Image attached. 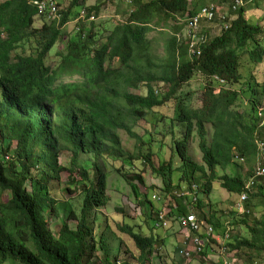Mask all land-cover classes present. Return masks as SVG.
<instances>
[{
  "label": "trees",
  "instance_id": "trees-1",
  "mask_svg": "<svg viewBox=\"0 0 264 264\" xmlns=\"http://www.w3.org/2000/svg\"><path fill=\"white\" fill-rule=\"evenodd\" d=\"M30 1L0 3V264H91L98 250H106L105 240L94 231L98 220L94 210L107 203V175L96 160L126 156L118 131L136 138L133 127L170 104L172 130L175 123L184 126V137L173 143L181 161L180 185L177 189L172 185V161L155 165L152 152L140 153L135 160L129 157V166L136 161L152 166L162 177L160 195L172 196L177 205L172 212L177 217L186 214L177 194L195 192L197 200L192 206L198 218L213 226L217 235L224 228L221 237L229 229V252L236 251L247 264H253L256 257L264 260V214L255 217L253 208L264 206V175L254 181L250 192L244 188L245 180L254 176L252 168L245 176H218V169L233 163L241 166L235 157L243 158L245 164L256 159V139L264 134V116H258L257 107L260 87H264L258 80L264 74V20L254 23L248 15L252 8L262 10L263 0H123L126 17L104 37L106 27L102 30L92 22L88 28L83 20L71 37L63 33L81 11H85V20L100 14L97 6L85 7L86 0H70L63 11L57 5L56 17L49 21L42 15L40 28H34L38 11ZM212 4L227 6L233 19L227 14L220 19L216 14L212 22H201L206 25L201 28L200 24L201 53L189 57L187 40L178 35L188 18ZM216 23L221 33L210 38ZM160 26L162 55L154 52L151 37ZM63 40L65 50L52 53ZM25 44L30 52H19ZM243 56L252 64L245 76L239 71ZM196 75L202 77L205 89L202 100L195 103L193 94L183 93L182 88ZM143 89L146 93L136 92ZM195 134L203 164L190 156ZM64 151L72 153L71 164L79 169L85 197L79 214L71 205L67 208L76 228L64 223L55 233L48 224L51 216H59L51 191L65 168L59 162ZM81 154L93 155L95 161L79 165ZM135 180L142 183L139 175L127 182L138 196ZM216 180L230 195L248 194L247 214L232 211L235 220L225 223L210 202L204 203ZM183 184L187 188L181 189ZM153 221L152 230L166 229ZM243 226L248 236L234 232ZM121 229L139 249V264H147L159 236L143 237L128 225ZM160 242L165 245V239ZM210 248L221 249L214 238L209 239L205 253Z\"/></svg>",
  "mask_w": 264,
  "mask_h": 264
},
{
  "label": "rangeland",
  "instance_id": "rangeland-1",
  "mask_svg": "<svg viewBox=\"0 0 264 264\" xmlns=\"http://www.w3.org/2000/svg\"><path fill=\"white\" fill-rule=\"evenodd\" d=\"M3 1L5 0H0V3ZM56 1L60 11L65 10V7H67L70 2V0ZM190 1L194 0H189V2ZM230 3H227V6ZM84 6H97L100 8V14L95 16V20L93 22L102 30L104 29L103 27H106L105 31L103 30V37L110 32V29L114 27V25L121 22L126 17L124 11L127 5H125L123 0H86ZM213 6L215 7L217 15L220 19H223L222 17L226 14L227 17H229L230 14L227 6L222 4H215ZM261 9L262 10L258 7L256 10L255 8L249 10L248 15H250L249 17L251 22L260 23V18L264 20V0ZM47 14L48 20L51 21L54 18V15L48 12ZM78 19H82V17L76 18L73 22L66 24L63 28V33L65 35L67 34L69 37L73 35L75 28L79 23ZM43 22L44 20L42 16L36 17L34 19V28H40L43 25ZM91 23L92 22L86 21L85 25L90 28L92 25ZM172 23L169 25H173ZM205 26L204 23L201 24V28H205ZM221 29L222 28L219 23L213 25L210 32V38L220 35ZM161 31H163V28L160 26L156 31L151 32L154 52L159 53V55L163 54V42L158 39ZM181 36V39L185 40V37L187 36L186 28H184L181 32ZM100 37L101 36L98 38ZM65 47L66 41L63 40L59 43L58 48L53 50L52 53L56 54L64 51ZM24 50L29 53V46L25 44L24 48H21L19 52H23ZM191 54L192 53L188 51L189 57L192 56ZM240 64L241 67L239 71L243 76L252 70V64L246 56L241 57ZM258 76H260L258 80L263 83L264 74ZM161 87L163 90H166V86L162 85ZM260 88H262V94L257 96V107L259 108L264 107V87ZM204 89L202 77L196 75L191 82L182 88V92L185 93L189 91L192 93L193 101L196 103L202 100V91ZM136 92L140 94L146 93L144 89L143 91L137 90ZM239 111L243 110L239 109ZM173 115L174 112L171 104L159 109L156 115H154V113H150L133 127L132 130L135 135H137L136 138L130 137L124 131H118L126 156L122 158L105 156V159L96 160L102 171H104L107 175L105 190L107 203L102 207L95 208L94 212L95 215L98 216V220L95 225H93L97 237H103L105 240L106 250H98L93 257L91 264H107L106 260H108L110 264L140 263L139 249L136 247L130 235L122 232L121 228L125 225L131 227L134 232L143 237H150L154 233L159 236V243L155 246L152 256L149 257L147 264H216L218 262V260L214 259L211 261L213 258L211 256V252L207 254L205 253V249L202 253L197 254L194 252V247H190L188 250L192 251L191 256L189 255L188 250H185V252L188 253V256H181L183 259L180 257V254H177L181 240L183 239V236H188V231L182 227L178 217L172 212V209H174L176 205L172 196L169 195L171 197L167 198L166 196H162L163 193L160 192L164 186L162 177L158 176L154 172L152 166L144 161H136L133 167L129 166V161H131L129 157L132 156L135 160V157H137L140 153L143 154L152 152L155 165H161L164 162H169L171 160L174 170L169 174V176L172 179L171 181L173 187H176L177 189V186L180 185L178 182L181 174L178 172V168L181 166V161L175 152L173 143L177 139H182L184 137V126L179 123H175V128L172 130L170 119ZM147 142H150L149 145ZM189 152L195 163L203 164L202 153L199 148L196 134L193 139L190 140ZM71 157V152H62L59 162L65 168L60 173L57 186L51 191L52 197L58 203L56 207L58 208L59 216L58 218L51 216L48 224L49 228L55 233L64 223L68 224V226L72 229L76 228L77 223L74 220H69L68 218L69 211L67 208L71 205L74 212L79 214L85 197L83 188L84 184L79 183V181H81L79 169L78 167L72 166ZM88 161H90V164L92 165L95 161L94 156L87 154L80 155L79 165H83ZM255 166V159L247 165L241 164V166H239L233 163L224 170L218 169V176H222L224 174L234 176L241 173L244 176L251 168L253 170ZM133 175H139L142 180V183L138 182V180L133 182V184L137 187L138 196L134 195L131 186L127 182V179L132 181ZM72 179H74L73 182ZM183 186L184 184L181 186V189L185 187ZM186 195H188V193L182 192V194H177L179 198L178 201L181 200L182 204L187 202L185 209L188 210L187 212H190V201L187 198L189 196ZM143 201L146 203L145 207L141 204ZM237 201L238 195H230L221 187L220 180H216L213 183V190L209 199H206L204 203L207 204L210 202L212 205V211L214 213H218L220 219L225 223H228L231 219L235 220V218L231 216V213H233L232 211H234V206ZM253 208L255 217H261V215L264 214L263 205L258 204L256 207L253 206ZM159 211L169 213L166 218L167 226L164 231L156 229H154L155 231L152 230V226L154 225L153 220L156 219V212ZM200 220L204 222L206 227L209 225L204 220ZM246 229L247 228L243 226L234 232L237 233L240 231L239 234L248 236ZM223 231L224 228L219 230V235L215 237L219 243H222L220 236L223 234ZM162 239H165V245L160 242ZM239 252H242V250ZM256 259L260 261V258L256 257ZM234 262H236V264H247L240 257V255L235 257ZM10 263L21 264L13 261Z\"/></svg>",
  "mask_w": 264,
  "mask_h": 264
},
{
  "label": "built area",
  "instance_id": "built-area-1",
  "mask_svg": "<svg viewBox=\"0 0 264 264\" xmlns=\"http://www.w3.org/2000/svg\"><path fill=\"white\" fill-rule=\"evenodd\" d=\"M35 5H37L38 10L41 13H51L56 17L57 13V1L56 0H36L34 2ZM217 12L213 5H209L207 7L202 8V10L194 17L188 18V24L186 27L187 36L185 37V40H187L189 51L192 53L191 55L196 54L197 56L200 55L201 49L198 45V42L200 41V24L201 22H212L216 16ZM48 15V14H47ZM85 12L82 11L80 17L84 18ZM224 18V16L222 17ZM93 19V17L91 18ZM227 28V26H225ZM256 146H257V165L255 169V176L251 179L250 183L247 185V187L253 183V179L255 177H260L264 175V167H262V164L264 163V134L262 137H258L256 139ZM188 193L189 196L187 197L190 201V212H187L185 215L178 216V220L180 221L182 227L188 231V236H185V239L183 241V248L180 250V254L183 256H188V253L185 252V250H188L190 247H194L195 253L200 254L203 252L204 247L207 240L203 239L202 237L198 236V232L201 229L207 230V235L211 236L212 229L211 227L204 224V222L199 221L197 217L195 216V213L193 212V206L192 204L197 200L196 193L189 191L183 192ZM182 194V193H180ZM184 198V197H183ZM247 200V195L243 194L241 195L239 201L235 205L236 211L239 213H244V207L243 204ZM161 202V201H160ZM187 202L183 205L186 206ZM174 209H177V205H175ZM156 226L160 227H166L167 221L166 218L169 215V213H166L165 211H159L156 212ZM189 255L191 256V252L189 251ZM186 258V257H185ZM226 264V262L224 263Z\"/></svg>",
  "mask_w": 264,
  "mask_h": 264
},
{
  "label": "clouds",
  "instance_id": "clouds-1",
  "mask_svg": "<svg viewBox=\"0 0 264 264\" xmlns=\"http://www.w3.org/2000/svg\"><path fill=\"white\" fill-rule=\"evenodd\" d=\"M35 1H36V0H31V1H30V4L36 7V9H37V11H38V16H37V17L42 16V15H47V14H45V13H41V12L38 10L37 5L34 4ZM83 11H84V10H83ZM81 12H82V11H81ZM84 12H85V11H84ZM80 15H81V13H80ZM47 16H48V15H47ZM91 16L93 17V19H91V18H92ZM91 16L89 17L90 20H89V19H86V20H85V16H84V18H82V19H78V20H79V21H80V20H83V21L93 22V21L95 20V15H91ZM79 18H80V16H79ZM183 18H185V17H182V18H179V19H180L181 21H183ZM47 20H48V17H47ZM183 22H184V21H183ZM186 27H187V25L185 26V28H186ZM179 37H180V38L182 37L181 34L178 35V38H179ZM216 80H218V79L216 78ZM218 81H220V80H218ZM220 82L223 83L222 80H221ZM258 116H259V117L264 116V107L259 108V110H258ZM261 124H264V120L262 121ZM234 161H235V162H239L240 165H241V164L247 165V164H245V161H244L243 158L235 157V158H234ZM255 164L257 165V156H256V163H255ZM255 169H256V166H255V168L253 169L254 176H255ZM248 172H249V171H248ZM248 172H247V173H248ZM244 176H245V175H244ZM254 176H250L247 180H245V188H244V191H246V192H250V191H251V188H252V186H253V184H254V181H255L257 178L263 177V176L255 177V178L253 179V183L250 184V185L247 187V185L250 183L251 179H252ZM246 192H242V193L238 196V201H239L241 195H243V194H246V195H247V199H248V194H247ZM238 201H237V202H238ZM246 201H247V200H246ZM246 201H245L244 204H243V207H244V213H239L238 211H236L235 206H234V211H235L236 213H238L239 215H244V214H247V213H248V211H246V208H245ZM237 202L235 203V205L237 204ZM184 207H185V206H184ZM187 211H188V210H186V213H187ZM193 212L195 213V216L197 217V219H198L199 221H201V220L198 218L197 214H196V209L193 208ZM205 222H206V221H205ZM206 223H207V222H206ZM207 224H209V223H207ZM208 226L211 227V229H212L211 236H208L207 233H205V232H207V230L205 231V229H201L197 234H198V236H200L201 233L203 232V236H200V237H206L205 240H207V241L209 242V239H210V238H214V239H216L215 237L218 236V235L215 233L213 226H211L210 224H209ZM228 230H229V229L227 228V232H226V234H225L224 237H221V236H220V238L222 239V243H219V242L216 240V241L218 242V244H220L221 249H220L219 251L215 252L213 249L210 248L211 256L213 257V258L211 259V261H212L213 259H214V260H218V262H217L216 264H224L225 262H226V264H231V262H234V261H235V255H236L237 252H236V251L229 252L228 249H227V247H226L227 242L230 241V238H229V231H228ZM184 237H185V236H184ZM203 239H204V238H203ZM208 242H207V243H208ZM207 243H206V244H207ZM205 246H206V245H205ZM204 249H205V247H204ZM230 261H231V262H230ZM206 262H208V261H206ZM261 263L264 264V260H262V261H258V260H256L253 264H261ZM118 264H119V263H118Z\"/></svg>",
  "mask_w": 264,
  "mask_h": 264
},
{
  "label": "bare ground",
  "instance_id": "bare-ground-1",
  "mask_svg": "<svg viewBox=\"0 0 264 264\" xmlns=\"http://www.w3.org/2000/svg\"><path fill=\"white\" fill-rule=\"evenodd\" d=\"M256 160V159H255Z\"/></svg>",
  "mask_w": 264,
  "mask_h": 264
}]
</instances>
